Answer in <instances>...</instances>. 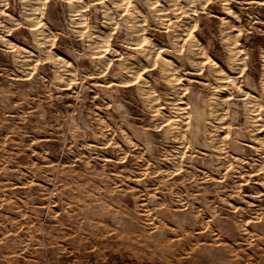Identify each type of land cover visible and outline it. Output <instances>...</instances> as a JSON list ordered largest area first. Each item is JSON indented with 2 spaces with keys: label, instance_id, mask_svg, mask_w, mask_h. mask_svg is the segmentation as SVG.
Here are the masks:
<instances>
[{
  "label": "rangeland",
  "instance_id": "rangeland-1",
  "mask_svg": "<svg viewBox=\"0 0 264 264\" xmlns=\"http://www.w3.org/2000/svg\"><path fill=\"white\" fill-rule=\"evenodd\" d=\"M72 1L0 0V264H264V0Z\"/></svg>",
  "mask_w": 264,
  "mask_h": 264
},
{
  "label": "bare ground",
  "instance_id": "bare-ground-1",
  "mask_svg": "<svg viewBox=\"0 0 264 264\" xmlns=\"http://www.w3.org/2000/svg\"><path fill=\"white\" fill-rule=\"evenodd\" d=\"M35 1H36V0H35ZM66 1H68V0H66ZM71 1H72V0H71ZM75 1H76V0H75ZM84 1H85V0H84ZM87 1H88V0H87ZM91 1H92V0H91ZM118 1H122V0H117V2H118ZM167 1H168V0H166V2H167ZM193 1H194V0H179V2L176 3V1L174 0V2L177 4V6H180L179 8H183V7H184L186 4H188L189 2H191V4H192ZM201 1H202V0H201ZM224 1H225V0H224ZM28 2H29V1H28ZM72 2H74V0H73ZM72 2H71V3H72ZM99 2H100V1H99ZM149 2H150V1H149ZM226 2H227V1H226ZM30 3H31V2H30ZM34 3H35V2H34ZM68 3H69V2H68ZM71 3H70V4H71ZM81 3H83L82 0H81ZM115 3H116V2H115ZM119 3H120V2H119ZM169 3H171V2H169ZM169 3H168V4H169ZM175 3H174V4H175ZM78 4H79V3H78ZM85 4H86V3H85ZM101 4H102V3H101ZM112 4H113V2H112ZM131 4H133V3H131ZM176 4H175V5H176ZM197 4H198V3H197ZM28 5H29V4H28ZM28 5H27V6H28ZM128 5H129V4H128ZM165 5H167V3H166ZM175 5H174V6H175ZM198 5H199V4H198ZM201 5H202V4H201ZM36 6H37V5H36ZM101 6H102V5H101ZM104 6H105V4H104ZM104 6H103V7H104ZM106 6H107V5H106ZM106 6H105V7H106ZM125 6H126V5H125ZM129 6H130V5H129ZM159 6H160V5H159ZM159 6H157V7H159ZM192 6H193V5H192ZM30 7H31V6H30ZM34 7H35V6H34ZM34 7H33V8H34ZM78 7H80V6L78 5ZM82 7H83V6H82ZM105 7H104L103 9L106 10V8H108V7H106V8H105ZM160 7H162V6H160ZM190 7H191V6H190ZM190 7H189V8H190ZM177 8H178V7H177ZM177 8H176V10H177ZM28 9H29V7H28ZM31 9H32V8H31ZM103 9H101V10H103ZM117 9H118V8H117ZM119 9H120V8H119ZM162 9H164V8H162ZM186 9H188V8H186ZM192 9H193V7H192ZM34 10H35V9H34ZM153 10H156V11H157V8H155V9H153ZM165 10H166V9H165ZM170 10H171V9H170ZM170 10H169V11H170ZM188 10H189V9H188ZM193 10H195V9H193ZM24 11H26V9H25ZM28 11H29V10H28ZM103 11H104V10H103ZM115 11H116V10H115ZM140 11H141V10H139L138 6L135 5V4L131 5L130 8H129V10H128V13L130 14V16H133V19L135 20V21H134V22H135V23H134V26L137 27V29L141 26V23H140L141 21L139 20V18H140L139 16H141L140 14H142V12L140 13ZM156 11H154V12H156ZM100 12H101V11H100ZM154 12H153V13H154ZM158 12H159V11H158ZM187 12H188V11H187ZM31 13H32V12H31ZM103 13H104V12H103ZM126 13H127V12H126ZM164 13H165V12H162V11L159 12V13H157V14H159L158 17H160L161 19H163L162 17L165 16ZM167 13H168V12H167ZM188 13H189V12H188ZM188 13H187V14H188ZM29 14H30V13H29ZM106 14L108 15V13H106ZM106 14H103V15H106ZM111 14H112V13H111ZM129 14H128V16H129ZM155 14H156V13H155ZM32 15H34V14H32ZM32 15H30V16H32ZM107 15H106V17H107ZM174 15H175V13H174ZM174 15H173V16H174ZM229 15H230V14H229ZM110 16H113V14L110 15ZM130 16H129V17H130ZM142 16H144V15H142ZM142 16H141V17H142ZM175 16L177 17L178 15H175ZM180 16H181V15H180ZM185 16H186V15H185ZM187 16H188V15H187ZM26 17H28V16H26ZM104 17H105V16H104ZM167 17H168V14H167ZM167 17H164V19H165V18L167 19ZM171 17H172V16H171ZM107 18H109V17H107ZM111 18H113V17H111ZM154 18H155V17H154ZM156 18H157V16H156ZM156 18H155V19H156ZM220 18H221V21L224 23V25H223V23H222V25H223V27H224V26H225V23H227V21H225V17H224V16H223V17H220ZM228 18H229V17H228ZM29 19H30V18H28V21H29ZM161 19H160V20H161ZM183 19H184V18H183ZM31 20H32V19H31ZM143 20H144V19H143ZM145 20H146V18H145ZM180 20H181V19H180ZM178 21H179V20H178ZM182 21H183V20H182ZM174 22H176V21H174ZM165 23H166V21H165ZM180 23H181V22H180ZM175 24H176V23H175ZM181 24H182V23H181ZM183 24H184V22H183ZM130 25H131V24H130ZM185 25H186V23L184 24V26H185ZM228 25H229V23H228ZM132 26H133V25H132ZM176 26H177V25H176ZM141 27H142V26H141ZM141 27H140V28H141ZM178 27H180V26H178ZM185 27H186V26H185ZM132 28L134 29V27H132ZM140 28H139V29H140ZM133 29H132V30H133ZM135 29H136V28H135ZM135 29H134V30H135ZM179 29H180L181 31H184V29H183V30H182L181 28H179ZM140 30H141V29H140ZM171 30H174V32H175V28H174V27H173V29L171 28ZM101 31H102V30H101ZM135 31H136V30H135ZM178 31H179V30H178ZM186 31H187V29H186ZM99 32H100V30H99ZM140 32H141V31H140ZM141 33H142V32H141ZM96 34H97V33H96ZM96 34H95V35H96ZM137 34H138V33H137ZM137 34H136V35H137ZM178 34H179V33H178ZM228 34H229V33H228ZM101 35H102V34H101ZM104 35H106V34H104ZM104 35H103V36H104ZM134 35H135V34H134ZM136 35H135V36H136ZM150 35H151V34H150ZM41 36H42V34H41ZM41 36H40V37H41ZM98 36H100V35H97V37H98ZM177 36H178V35H177ZM193 36L195 37V35H193ZM225 36H226V35H225ZM230 36H231V34H230ZM230 36H229V37H230ZM234 36H235V34H234ZM234 36H233V37H234ZM138 37H140V36H138ZM141 37H142V39H140V38H137V39H138V41H139V39L141 40V41H139V42H143V43H142L143 45H141V46H144V47H142V49L139 50L140 53H139V51H137V53L141 54V51H143V53L145 54V57H142V58L140 57L139 60L136 61V63H133V64H132V65L137 64V65H135V66H136V67H137V66H138V67L140 66V69H141V67H143V66H144V67L147 66V64H148L149 62H151V59H152V58L154 59L153 56H155V52H154V49L152 50L151 48H155V47L158 46V45L156 46V43H154V41H152V39H151L152 37L150 38L149 35H146V34H145V35H143V36H141ZM175 37H176V35H175ZM179 37H180V35H179ZM231 37H232V36H231ZM235 37H236V36H235ZM235 37H234V38H235ZM42 38H43V37H41L40 39H42ZM100 38H101V37H99L98 39H100ZM181 38H182V37H181ZM196 38H197V37H196ZM226 38H228V37H226ZM95 39H96V38H95ZM98 39H97V40H98ZM132 39H135V38H132ZM137 39H136V40H137ZM176 39H177V38H176ZM176 39H175V40H176ZM229 39H230V38H229ZM229 39H228L227 41H229ZM237 39H238V38H237ZM97 40H94V41H97ZM130 40H131V39H130ZM130 40H129V41H130ZM136 40H135V41H136ZM180 40H181V39H180ZM197 40H198V39H197ZM129 41H128V42H129ZM43 42H44V41L42 40V43H43ZM102 42H104V40H102ZM126 42H127V41H126ZM132 42H133V41H132ZM156 42H157V41H156ZM100 43H101V42H99V43L97 42V44H100ZM176 43H177V42H176ZM198 43H200V42L198 41ZM234 43H235V41H234ZM239 43H240V42H239ZM95 44H96V43H95ZM97 44H96V45H97ZM129 44H130V43H129ZM132 44H133V43H132ZM135 44H136V42H135ZM177 44L179 45V43H177ZM101 45H102V44H101ZM130 45H131V44H130ZM136 45L139 46V44H136ZM162 45H163V44H162ZM162 45H161V46H162ZM172 45H173V44H172ZM178 45H177V46H178ZM231 45H233V44H231ZM40 46H41V45H40ZM42 46H44V44H43ZM195 46H197V45H195ZM199 46H201V45H199ZM21 47H22V45H21ZM134 47H135V46H134ZM159 47H160V45H159ZM159 47H158V48H159ZM164 47H165V45H164ZM169 47H171V46H168V48H169ZM173 47H174V46H173ZM139 48H140V47H139ZM161 48H162V47H161ZM195 48H196V47H195ZM198 48H199V47H198ZM233 48H234V47H233ZM235 48L237 49V46H236ZM24 49L27 50L25 47H24ZM132 49H133V48H131V50H132ZM136 49H137V48H136ZM177 49H178V48H177ZM201 49H202V47H201ZM134 50H135V49H134ZM170 50H171V49H170ZM192 50H193V49H192ZM22 51L24 52L23 48H22ZM27 51H29V50H27ZM104 51H105V50H104ZM155 51H156V50H155ZM193 51H195V50H193ZM237 51H239V50L237 49ZM99 52H100V51H99ZM189 52H190V51H189ZM200 52H201V51H200ZM230 52H231V51H230ZM232 52H233V51H232ZM156 53L158 54V57H159V58H157V59L161 61V68H162L163 71H167L168 68H169L170 66H173L174 60L171 58V55L169 56V55L166 54V53L162 55L161 52L158 53L157 51H156ZM192 53H193V52H192ZM196 53H197V52H196ZM202 53H203V52H202ZM204 53H205V52H204ZM133 54H134V53H133ZM135 55H137V54H135ZM197 55H198V54H197ZM199 55L202 56L201 53H200ZM188 56H189V55H188ZM193 56L196 57V55H193ZM193 56H192V58H193ZM59 57H60V56H59ZM102 57H103V56H102ZM104 57H105V56H104ZM106 57H107V56H106ZM186 57H187V56H186ZM205 57H206V53H205ZM205 57H204V58H205ZM233 57H234V56H233ZM187 58H188V57H187ZM201 58H202V57H201ZM208 58H209L210 63L212 64V66H214L215 69H219V64H218V62L215 61V60H214L212 57H210V56H209ZM236 58H237V57H236ZM137 59H138V58H137ZM155 59H156V58H155ZM184 59H186L185 56H184ZM199 59H200V58H199ZM101 60H102V59H101ZM103 60H104V59H103ZM192 60H194V59H192ZM234 60H235V59H234ZM236 60L238 61V59H236ZM200 61H201V60H200ZM128 62H129V61H128ZM130 62H132V61L130 60ZM152 62H154V61H152ZM175 62H177V61H175ZM198 62H199V60H198ZM207 62H208V61H207ZM122 63H123V62H122ZM122 63H121V64H122ZM156 63H157V62H156ZM156 63H154V64H156ZM180 63H181V62H180ZM199 63H200V62H199ZM149 64H150V63H149ZM175 64H177V63H175ZM175 64H174V65H175ZM207 64H209V63H207ZM152 65H153V63H152ZM177 65H178V64H177ZM121 66H122V65H121ZM124 66H125V65H124ZM153 66H154V65H153ZM158 66H160V65H158ZM178 66H179V65H178ZM210 66H211V65H209V67H210ZM212 66H211L210 68H212ZM126 67H127V66H126ZM148 67H149V66H148ZM174 67H175V66H174ZM174 67H173V68H174ZM184 67H185V66H184ZM184 67H183V68H184ZM188 67H190V66H187V68H188ZM194 67H196V65H195ZM220 67H222V66H220ZM119 68H120V67H119ZM121 68H122V67H121ZM130 68H131V67H130ZM180 68H181V67H180ZM183 68H182V70H183ZM187 68H186V69H187ZM123 69H124V68H123ZM128 69H129V67H128ZM131 69H132V68H131ZM131 69H130V70H131ZM192 69H193V68H192ZM195 69H196V68H195ZM220 69H221V68H220ZM135 70H136V69H135ZM159 70H160V69H159ZM170 70H172V72H173V69H170ZM176 70H177V69H176ZM184 71H185V70H184ZM220 71H224V70L222 69V70H220ZM230 71H231V70H230ZM128 72H129V71H128ZM134 72H135V71H134ZM134 72H133V73H134ZM159 72H161V71H159ZM170 72H171V71H170ZM193 72H194V71H193ZM216 72H217V71H216ZM216 72H215V73H216ZM226 72H227V71H226ZM115 73H116V72H115ZM119 73H121V72H119ZM126 73H127V71H126L124 74H126ZM129 73H130V72H129ZM138 73H139V72H138ZM166 73H168V75H171L169 72H166ZM173 73H174V72H173ZM173 73H172V74H173ZM217 73H218V72H217ZM116 74H117L116 77H118V73H116ZM116 74H115V75H116ZM130 74H132V73H130ZM162 74H163V72H162ZM181 74H182V73H181ZM218 74H219V73H218ZM218 74H217V75H218ZM230 74H231V73H230ZM120 75H121V74H120ZM136 75H137V74H136ZM140 75H141V74H140ZM160 75H161V73H160ZM166 75H167V74H166ZM168 75L165 76V73H164V76H165V77H168ZM176 75H177V73H176ZM176 75H175V76H176ZM220 75H221V74H220ZM226 75H227V74H226ZM233 75H234V74H233ZM113 76H114V75H113ZM122 76H123V75H122ZM128 76H129V74H128ZM131 76H133V75H131ZM162 76H163V75H162ZM162 76H161V77H162ZM164 76H163V78H164ZM171 76H172V75H171ZM178 76H179V75H178ZM228 76H229V73H228ZM137 77H138V76H137ZM142 77H143V76H142ZM173 77H174V76H173ZM173 77H172V79H174ZM176 77H177V76H176ZM229 77H230V76H229ZM126 78H128V77H126ZM131 78H132V77H130V79H131ZM133 78H135V76H134ZM214 78H215V77H214ZM217 78H218V77H217ZM220 78H222V77H220ZM224 78L226 79L227 77H224ZM137 79H138V78H137ZM166 79H167V78H166ZM170 79H171V78H170ZM170 79H168L169 82L172 81V79H171V81H170ZM230 79H231V78H230ZM122 80H123V79H122ZM122 80H121V81H122ZM144 80H145L146 83H147V79H144ZM168 80H166V81H168ZM175 80H176V79H175ZM175 80H174V81H175ZM178 80H179V78H178ZM216 80H217V79H216ZM118 81H119V80H118ZM141 81H142V80H141ZM145 81H142L141 84H143V82H145ZM148 81H149V80H148ZM174 81H173V82H174ZM218 81H219V80H217V82H218ZM223 81H224V80H223ZM230 81H231V80H230ZM122 82H123V81H122ZM164 82H165V81H164ZM169 82H168V83H169ZM176 82H177V80H176ZM217 82H215V83L217 84ZM220 82H221V83H220ZM233 82H234V81H233ZM235 82H236V81H235ZM235 82H234V83H235ZM146 83H145V85H146ZM151 83H152V82H151ZM166 83H167V82H166ZM179 83H181V85H182V82L179 81ZM210 83L212 84V82H210ZM213 83H214V82H213ZM148 84H149V83H148ZM169 84H171V83H169ZM174 84H176V83H173L172 85H174ZM208 84H209V83H208ZM229 84H230V83H229ZM145 85H144V86H145ZM167 85H168V84H167ZM181 85L179 84V86H181ZM218 85H219V86H222V85H223V84H222V81H219V84H218ZM218 85H217V86H218ZM224 85H225V83H224ZM224 85H223V86H224ZM152 86H153V85H152ZM230 86H231V85H230ZM139 87H140V86H139ZM145 87H146V86H145ZM170 87H171V86H170ZM174 87H175V86H174ZM174 87H173V88H174ZM214 87H215V85H214ZM226 87H227V86H226ZM148 88H149V87H148ZM171 88H172V87H171ZM173 88H172V89H173ZM175 88H176V87H175ZM223 88H224V87H223ZM263 88H264V87H263ZM145 89H147V87H146ZM151 89H152V87H151ZM221 90H222V89H221ZM227 90H228V89H227ZM262 90H264V89H262ZM222 91H226V90H222ZM248 92H249V91H248ZM154 93H155V92H154ZM162 93H163V92H162ZM215 93H219V91L217 90ZM221 93H223V92H221ZM261 93H262V91H261ZM213 94H214V93H213ZM223 94H224V93H223ZM248 94H249V93H248ZM162 95H163V94H162ZM174 95H175V94H174ZM174 95H173V96H174ZM220 95H221V94H220ZM261 95H262V94H261ZM163 96H164V95H163ZM165 96H166V95H165ZM170 96H171V95H170ZM177 96H178V95H177ZM177 96H176L175 98H177ZM211 96H213V95H211ZM214 96L218 97L217 94L214 95ZM223 96H224V95H223ZM253 96H254V95H253ZM152 97H153V96H152ZM180 97H181V96H180ZM219 97H220V96H219ZM150 98H151V97H150ZM150 98H149V99H150ZM161 98H162V97H161ZM167 98H168V97H167ZM220 98H221V97H220ZM251 98H252V97H251ZM251 98H250V100H251ZM262 98H263V96H262ZM152 99H153V98H152ZM178 99H180V98L178 97ZM181 99H182V98H181ZM212 99H213V98H212ZM216 99H217V98H216ZM255 99H256V98H255ZM171 100H172V99H171ZM174 100H175V99H174ZM174 100H173V102H174ZM250 100H249V101H250ZM253 100H254V99H253ZM263 100H264V98H263ZM180 101H181V100H180ZM220 101H221V99H220ZM175 102H176V101H175ZM185 102H186V101H185ZM215 102H216V101H215ZM255 102H257V100H255ZM260 102H262V100H261ZM162 103H163V102H161V104H162ZM180 103H181V104L184 103V100L181 101ZM246 103H247V102H246ZM169 104H170V103H169ZM171 104H172V103H171ZM247 104H249V103H247ZM250 104H251V106H252V102H251ZM253 104H254V103H253ZM258 104H259V103H258ZM176 105H177V104H176ZM176 105H175V106H176ZM187 105H188V104H187ZM212 105H213V104H212ZM222 105H223V104H222ZM263 105H264V104H263ZM170 106L172 107V105H170ZM214 106H215V105H214ZM218 106H219V105H218ZM225 106H226V105H225ZM253 106H257V105L254 104ZM261 106H262V105H261ZM173 107H174V105H173ZM177 107H179V106H176L175 108L177 109ZM209 107L211 108V105H210V104H209ZM219 107H220V106H219ZM248 107H249V106H248ZM179 108H180V107H179ZM179 108H178V109H179ZM182 108H183V107H182ZM212 108H213V107H212ZM212 108H211V109H212ZM251 108H252V107H250V109H251ZM255 108H256V107H255ZM255 108L253 107L252 109L255 110ZM216 109H217V108H216ZM220 109H221V108H220ZM184 110H185V109H184ZM208 110H209V109H208ZM224 110H225V109H224ZM253 110H252V111H253ZM217 111H218V110H217ZM257 111H258V110L256 109V112H255V113H252V114H254L255 116H258L259 119H260L259 121H261V119H262V121H263V118H264V117L261 116V113H262V112L260 113V112H257ZM262 111H263V110H262ZM179 112H182V111H179ZM213 112H215L214 109H212V114H214ZM184 113H185V112H183V114H184ZM250 113H251V112H250ZM250 113H249V115H250ZM179 114H180V113H179ZM181 114H182V113H181ZM181 114H180V115H181ZM209 114H210V112H209ZM215 114L219 115V111H218V113L215 112ZM223 114H224V112H223ZM252 114H251V115H252ZM263 114H264V112H263ZM177 115H178V114H177ZM210 115H211V114H210ZM259 115H260V116H259ZM175 116H176V115H175ZM220 116H222L221 113H220ZM211 117H214V116H211ZM222 117H223V116H222ZM168 118H169V117H168ZM170 118H171V117H170ZM176 118H177V117H176ZM214 118H215V117H214ZM216 118H217V116H216ZM218 118H219V117H218ZM252 118H253V117H252ZM254 118H255V117H254ZM178 119H179V117H178ZM212 119H213V118H212ZM257 119H258V118H257ZM173 120H174V119H173ZM175 120H176V119H175ZM183 120H184V119H183ZM254 120H256V118H255ZM171 121H172V120H171ZM174 122H175V121H174ZM178 122H179V121H178ZM215 122H216V121H215ZM218 122H219V121H218ZM221 122L223 123L224 121H221ZM221 122H220V123H221ZM179 123H180V122H179ZM179 123H178V124H179ZM258 123H259V122H258ZM258 123L256 122V124H258ZM262 123H263V122H262ZM254 124H255V123H254ZM259 124H261V123H259ZM262 125H263V124H262ZM175 126H177V123H176ZM175 126H174V127H175ZM216 126H217V125H216ZM219 126L222 127L223 125H220V124H219ZM253 127H254V126H253ZM258 127H259V126H258ZM260 127L262 128L263 126H260ZM176 128H179V125H178ZM256 128H257V126H256ZM252 129H253V128H252ZM254 129H255V127H254ZM254 129H253V130H254ZM257 129H258V128H257ZM222 130H223V129H222ZM260 131H261V130H260ZM220 132H222L221 129H220ZM254 132H255V131H254ZM257 132H258V131H257ZM255 133H256V132H255ZM256 136H257V135H254L255 138H256ZM261 136L264 137V135H261ZM259 137H260V136H259ZM253 139H254V138H253ZM257 139H258V136H257ZM260 139H262V138H260ZM260 139H259V140H260ZM259 140H258V142H259ZM263 140H264V139H263ZM263 140H262V141H263ZM258 142H257V143H258ZM251 146H252V145H251ZM256 146H257V145H256ZM252 148H253V147H252Z\"/></svg>",
  "mask_w": 264,
  "mask_h": 264
}]
</instances>
